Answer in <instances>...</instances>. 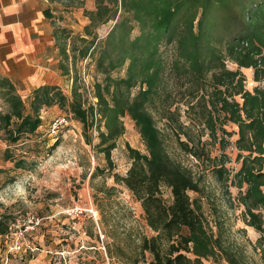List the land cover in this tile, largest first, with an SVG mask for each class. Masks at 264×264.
I'll use <instances>...</instances> for the list:
<instances>
[{"label": "trees", "instance_id": "16d2710c", "mask_svg": "<svg viewBox=\"0 0 264 264\" xmlns=\"http://www.w3.org/2000/svg\"><path fill=\"white\" fill-rule=\"evenodd\" d=\"M53 1L84 9L86 0ZM83 16L88 24L75 32L46 13L61 56L60 70L73 83L70 95L47 85L25 100L0 75L6 158L12 159L10 149L24 136L37 133L44 109L58 107L66 119L82 125L89 145L91 133H97L95 148L110 162L128 117L146 153L127 146L131 167L126 177L115 179L141 204L154 233L141 240L139 255L149 254L148 264H249L242 248L227 240L224 225L211 228L202 207L203 180L173 158L167 137L168 131L176 134L181 151L201 163L205 157L212 160L203 140L207 130L217 139L220 130L231 136L228 124L238 127L237 200L246 225L260 234L257 247L264 251V0H95L94 10L84 9ZM109 23L110 31L101 37L99 29ZM86 60L95 66L92 86L86 71L79 70ZM228 62L238 69H229ZM242 69L252 70L258 84L253 91L246 89ZM181 101L189 125L181 122L176 106ZM158 120L165 122V130ZM15 168L25 169V162L17 161ZM212 171L229 193L225 163ZM3 173L0 169V190ZM163 188L171 191V205L164 202ZM191 192L199 197L192 199ZM8 229L0 235L9 234Z\"/></svg>", "mask_w": 264, "mask_h": 264}, {"label": "rangeland", "instance_id": "374dc122", "mask_svg": "<svg viewBox=\"0 0 264 264\" xmlns=\"http://www.w3.org/2000/svg\"><path fill=\"white\" fill-rule=\"evenodd\" d=\"M85 7L87 10L94 8L95 0H86ZM62 12L59 14L64 20L62 24L74 27L75 32L83 31V15H74L66 9ZM112 25L101 27L98 34L105 37ZM228 67L238 69L230 62ZM79 70L86 71V82L92 86L96 76L94 63L83 61ZM241 71L246 77V89L253 91L258 84L253 81L252 70ZM72 85L63 82L66 94H71ZM176 106L182 113L181 122L189 125L184 101ZM0 110H6L1 100ZM66 114L58 107L41 112L42 126L37 133L24 136L10 149L12 159L6 158L7 148L0 149V169L4 170L0 230L13 227L11 231L8 229L9 234L0 235V264H148L151 256L146 254L144 258L137 251L141 240L154 233L147 225L141 204L115 179V175L126 177L131 167L127 146L146 153L135 124L130 118H124L126 133L117 142L109 162L104 153L95 148L99 142L97 133H91L93 145H89L82 125L70 116L60 132L53 134L52 123ZM164 123L158 120L163 130ZM225 129L231 136L220 130L215 139L210 137L208 130L205 132L203 140L207 141L206 152L212 160L205 157L201 163L195 161L181 151L176 134L170 131L168 150L197 177L201 176L205 187L202 207L211 228L217 230L216 223L224 225L227 240L242 248L249 264H264V251L257 247L260 234L246 225L244 207L237 200L236 174L241 168L235 146L238 127L230 123ZM193 131L196 134L197 131ZM3 138L6 139L5 132ZM19 160L25 162V169L15 168ZM222 163L227 170L229 193L212 171L214 165ZM190 196L192 199L199 197L194 192ZM163 199L171 205L172 194L167 188H163ZM33 217L40 220V225L31 230L29 221ZM17 225L24 233L21 238ZM205 264L214 263L206 261Z\"/></svg>", "mask_w": 264, "mask_h": 264}, {"label": "crops", "instance_id": "0c3cea01", "mask_svg": "<svg viewBox=\"0 0 264 264\" xmlns=\"http://www.w3.org/2000/svg\"><path fill=\"white\" fill-rule=\"evenodd\" d=\"M64 9L79 16L84 10L67 8L53 0H0V75L16 86L23 99L42 86L64 90L63 82L72 85V80L60 70L61 56L53 36L52 20L46 17L51 12L60 26H69L62 24L64 20L59 16Z\"/></svg>", "mask_w": 264, "mask_h": 264}, {"label": "built area", "instance_id": "2783aa9c", "mask_svg": "<svg viewBox=\"0 0 264 264\" xmlns=\"http://www.w3.org/2000/svg\"><path fill=\"white\" fill-rule=\"evenodd\" d=\"M42 112H44V110ZM41 117L43 119V115H41ZM67 122L68 121H67V119L64 116L59 117L58 119H56L51 125L53 134H58L60 132V128L62 126H64V125H66ZM7 147H8L7 146V141L4 140L3 132L0 129V149L7 148ZM29 224L31 225V227L29 229L34 230L35 228H37L40 225V220L33 217V218L30 219ZM17 229L20 231L19 235H20V238H21L24 235V233L21 231L19 225H17ZM9 230L10 231L13 230V227L9 226Z\"/></svg>", "mask_w": 264, "mask_h": 264}]
</instances>
